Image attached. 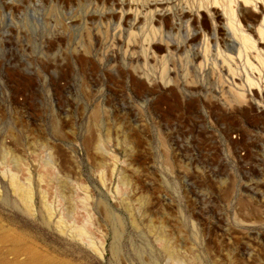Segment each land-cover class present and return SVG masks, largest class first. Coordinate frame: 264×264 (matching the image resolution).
I'll return each mask as SVG.
<instances>
[{
    "label": "rangeland",
    "instance_id": "rangeland-1",
    "mask_svg": "<svg viewBox=\"0 0 264 264\" xmlns=\"http://www.w3.org/2000/svg\"><path fill=\"white\" fill-rule=\"evenodd\" d=\"M33 250L264 264V0H0V259Z\"/></svg>",
    "mask_w": 264,
    "mask_h": 264
},
{
    "label": "bare ground",
    "instance_id": "bare-ground-1",
    "mask_svg": "<svg viewBox=\"0 0 264 264\" xmlns=\"http://www.w3.org/2000/svg\"><path fill=\"white\" fill-rule=\"evenodd\" d=\"M250 37V36H249ZM258 49V48H257ZM251 79V78H250ZM249 80V79H248ZM253 80V79H252ZM251 83V82H250ZM13 260V259H12ZM27 261H31L35 264H54V262L49 259L44 257L38 250H33L27 259ZM13 263V262H12ZM59 263V260H58ZM0 264H5L1 259H0ZM25 264V263H24ZM28 264V263H27Z\"/></svg>",
    "mask_w": 264,
    "mask_h": 264
}]
</instances>
